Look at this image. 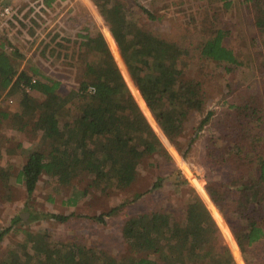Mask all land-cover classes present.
Listing matches in <instances>:
<instances>
[{
	"label": "trees",
	"instance_id": "obj_1",
	"mask_svg": "<svg viewBox=\"0 0 264 264\" xmlns=\"http://www.w3.org/2000/svg\"><path fill=\"white\" fill-rule=\"evenodd\" d=\"M41 1L40 12L54 2ZM92 1L109 26L122 60L143 98L134 87L132 93L137 103L146 117L149 110L152 112L165 136L179 147L176 141L184 134L185 123L191 114L203 112L209 99L204 82L189 75L193 63L200 62L204 66L216 62L230 72L243 63L230 44V29L223 28L219 23L222 17L214 12L211 20L205 17L207 26L202 27L201 35L193 40L191 30L180 29L174 35L140 27L135 16L117 0ZM205 1L215 4L212 7L217 9V3L222 0ZM3 2L10 5L8 0ZM239 2L251 11L252 28L264 35V0ZM231 5L232 2L226 1L223 7L226 10ZM142 11L153 19L149 10ZM33 13L23 7L12 12L9 21L19 29L31 28L37 22V15ZM191 21L194 24V19ZM59 33L49 31L43 37L45 39L39 43L40 54L48 52L54 56L55 52H61L63 62L75 67L71 42ZM31 34L34 36L32 46L42 32L36 34L31 28ZM104 37L108 45L110 43L117 50L108 30ZM104 37L100 32L82 37L76 52L79 59L86 57L81 81L76 90L63 93L59 90V82L50 80L37 68H20L25 55L17 48L10 50L8 47V51L5 42L0 41V98L4 93L5 96L16 95L23 108L21 114H11L0 108V127L6 119H12L16 125H12L11 130L30 137L28 149L24 150L25 162L14 179L24 186L28 196L37 189L43 174L53 178L59 186L75 189L78 182H83L82 195L89 191L106 195L110 191L124 192L134 187L141 176L140 166L148 161L157 171L149 189L136 192L130 200L92 219L104 224L106 217L139 201L145 194L160 190L165 181L175 185L176 193L182 186H188L182 208L166 205L150 213L127 215L121 236L128 253L122 258L76 238L49 241L46 240L47 232H37L27 233L22 254L11 250L0 258V264H236L234 253L240 254L239 249L247 258V249L252 251L264 236L260 225L264 217V75L260 77L258 89L227 104V117L217 118L212 128L210 124L206 127L211 132L210 141L216 133L220 142L219 148L214 142L210 144L209 158L239 167L240 177L229 182H210L207 192H202L204 197H199L182 177L137 105L122 77L128 80L124 65L121 63L123 69L119 71ZM253 38L248 44L254 45L252 47L264 59V47L259 48L257 38ZM238 43H245V40ZM31 46H27L26 51ZM30 92L42 98H34ZM71 103L76 105L71 107ZM212 116L213 113H207L200 128ZM6 142L0 132V155L7 150L3 148ZM11 169L2 165L0 156V180L5 187L12 177ZM206 201L214 212L218 210L239 221L235 232L237 244L234 238L230 240L233 253L222 239ZM51 217L61 223L70 218L56 214ZM17 222L23 219L15 216L11 224ZM10 229L11 226L0 230V242ZM245 262L248 264V259Z\"/></svg>",
	"mask_w": 264,
	"mask_h": 264
},
{
	"label": "rangeland",
	"instance_id": "obj_2",
	"mask_svg": "<svg viewBox=\"0 0 264 264\" xmlns=\"http://www.w3.org/2000/svg\"><path fill=\"white\" fill-rule=\"evenodd\" d=\"M117 1L122 3L133 14L138 25L145 29L174 35L180 29L184 31L191 30L193 32L192 38L195 40L201 35L202 27L207 26L205 17L207 16L211 20L214 12H217L218 16L222 17V21L219 23L223 28L230 29V44L243 63L231 72L227 71L223 65H217L216 62H208L204 66L200 62L193 63L194 65L190 69L189 75L197 77L204 82L209 99L205 110L191 114L189 120L185 123V132L176 141L179 147L165 136L152 112L147 107L146 102L143 100L151 114L147 113V117L137 103L132 90L134 92V87L137 91L138 89L134 85L122 60L109 26L104 22L92 0H54L53 4L49 8H45L43 12H40V9L43 7L41 0H12V2L10 0L11 14L19 9H23V7L33 10V14L37 15V22L31 28L35 29L36 34L40 31L42 34H39L38 40L31 46L30 43L34 38L31 34V28L19 29L17 25L10 23L9 18L11 14H9L0 16V41L5 42V49L8 47L10 50L17 48L25 55L20 68H26L27 66L37 68L45 76H48L50 80L59 82V90L63 93L69 90H76L81 81V73H83L86 57L82 56L79 59L76 56V52L77 47H79L80 42L83 40L82 37L88 33L95 36L97 32H100L104 37V34H107L108 30L117 50L109 43L111 50L105 37L104 39L118 65L119 71H121L120 68L123 69L121 63L124 65L128 79L125 80V77L121 74L124 82L127 84L140 110L146 119L148 118L147 121L153 125L149 123L171 155L182 177L187 180L188 185L194 189L199 197H204L206 186L210 182L218 180L229 182L231 179H238L240 177L239 167L233 166L227 161L222 162L218 158H209L208 150L210 144L214 142L216 147L219 148L220 142L215 135L216 133H214V137L211 139L212 142L210 141L211 132L206 127L210 124L212 128V124L217 118L227 117L225 113L228 112V103L239 99L248 92H254L258 89L260 77L264 75V59L260 55V52L252 47L254 45L248 44V41L255 37L257 38L256 44H259V48L262 49L264 47V35H259L256 29L252 28L253 18L251 11L242 6L239 2L241 0H226L232 2V5L226 10L223 7V4L226 2L224 0L219 1V4L217 3V9H213L212 7L215 4L209 5L205 0ZM4 5L7 4L3 0H0V9ZM143 9L149 10L153 19H149L142 11ZM192 19H194V24L191 21ZM54 30L56 33L62 32V34L59 33V36L67 38L71 42V57L74 56L75 58H73V61L76 63L75 67H70L67 63L63 62L65 59H61V52H55L54 56L49 55L48 52L45 55L40 54L39 43L41 44L45 39L43 37L49 31ZM241 39H244L245 43H238ZM27 46H31L28 51H26ZM9 49L7 50L9 51ZM5 94L1 95L0 108L11 114H21L23 108L19 106L17 96H5ZM29 94L37 99L42 98L38 93L30 92ZM75 105L76 103H71L70 106L74 107ZM207 113H213L212 118L214 120L211 118L205 126L200 128V123ZM3 125V127H0V129L2 128L0 132L6 137L7 142L3 146L4 149H7L6 151H14L17 142H19L18 140L24 142V145L28 143L27 141L30 138L28 135L11 130L12 125H16L15 120L6 119ZM164 139H166V142ZM188 145L190 147L186 151ZM11 156L14 158L10 166L12 168V177L6 187L3 185L2 180H0V230L11 226L10 231L0 242V258H4L8 252L15 249L18 250L19 255L22 254L25 250L24 239L27 233L37 232H47L48 238L46 240L49 241L66 240L68 237L76 238V240L88 246L105 249L111 252V254L118 256V258H122L128 253L127 245L121 236V227L127 215L150 213L166 205L177 209L182 208V204L188 194L187 185L182 186L179 193H176L175 185L170 181H165L160 190L151 194H145L139 201L128 204L121 211L106 217L105 223L101 224L92 218L106 213L122 202L130 200L136 192H145L149 189L157 171L154 166L148 165V161H145L140 166L141 176L137 184L124 192L110 191L109 194L105 195L89 191L87 195H82L85 189L83 182H78L74 189L59 186L53 178L43 174L39 178L37 189L28 196L24 186L17 183L14 179V175L20 170L21 162L25 158V155L23 157L18 150H15L11 153ZM253 171H251V174ZM69 200H74V205ZM206 203H208L209 209L212 211L215 224L218 226L222 239L232 251L230 240L233 241L234 238L236 242L235 232L239 226V221L218 210L214 212L212 205L208 201ZM54 214L70 216V218L67 222L61 223L51 217ZM15 216H20L21 218L23 216V222L11 224ZM260 225L264 232V217L261 219ZM239 253L237 255L234 253L236 264H246L245 260L247 261V259L248 264H264V236L254 245L252 251L247 249V258L243 256L240 249ZM251 257H253L252 261Z\"/></svg>",
	"mask_w": 264,
	"mask_h": 264
},
{
	"label": "crops",
	"instance_id": "obj_3",
	"mask_svg": "<svg viewBox=\"0 0 264 264\" xmlns=\"http://www.w3.org/2000/svg\"><path fill=\"white\" fill-rule=\"evenodd\" d=\"M10 1V0H9ZM11 2H12V0H11ZM19 142H17V145H16V148L14 149V151L15 150H18L19 152H20V155H23V157H24V155H25V151L24 150H27L28 149V144H26V145H24V142H21L20 140H18ZM18 146H21L22 147V149L21 148H19ZM14 151H12V152H14ZM12 152H9V151H6V150H3L2 152H1V161H2V165L3 166H8V167H10L11 166V164L13 163V161H14V158L11 156V153ZM25 162V158L22 160V162H21V165L23 164ZM15 167V166H14ZM20 168H21V166H20Z\"/></svg>",
	"mask_w": 264,
	"mask_h": 264
},
{
	"label": "built area",
	"instance_id": "obj_4",
	"mask_svg": "<svg viewBox=\"0 0 264 264\" xmlns=\"http://www.w3.org/2000/svg\"><path fill=\"white\" fill-rule=\"evenodd\" d=\"M1 12H0V16H6L11 14V7L9 5H4L1 7Z\"/></svg>",
	"mask_w": 264,
	"mask_h": 264
},
{
	"label": "snow or ice",
	"instance_id": "obj_5",
	"mask_svg": "<svg viewBox=\"0 0 264 264\" xmlns=\"http://www.w3.org/2000/svg\"><path fill=\"white\" fill-rule=\"evenodd\" d=\"M101 40H102V38H101ZM230 223H231V221H229ZM233 230H235V229H233Z\"/></svg>",
	"mask_w": 264,
	"mask_h": 264
},
{
	"label": "water",
	"instance_id": "obj_6",
	"mask_svg": "<svg viewBox=\"0 0 264 264\" xmlns=\"http://www.w3.org/2000/svg\"><path fill=\"white\" fill-rule=\"evenodd\" d=\"M22 219L24 220V217L22 216Z\"/></svg>",
	"mask_w": 264,
	"mask_h": 264
}]
</instances>
